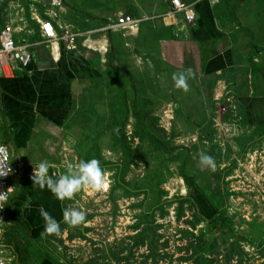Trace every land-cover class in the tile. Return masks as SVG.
Returning <instances> with one entry per match:
<instances>
[{
    "label": "crops",
    "instance_id": "0c3cea01",
    "mask_svg": "<svg viewBox=\"0 0 264 264\" xmlns=\"http://www.w3.org/2000/svg\"><path fill=\"white\" fill-rule=\"evenodd\" d=\"M53 1L31 0L23 33L12 21L4 25L18 40L28 39L32 56L28 69L0 80L2 142L13 161L24 164L11 179L5 216L9 251L15 246L26 258L22 264H54L41 260L33 243L46 234L39 209L57 221L63 211V201L32 184L33 168L47 160L49 174L58 175L81 160L108 159L128 99L133 119V107L143 100L203 126L216 112L221 118L218 109L227 102L242 109L249 127L264 132L263 1L183 0L196 4L195 26L163 0H60L61 7ZM121 16L140 24L106 30ZM44 20L60 34L48 46L37 39ZM63 31L75 36V50L61 39ZM187 69L192 75L184 91L172 75Z\"/></svg>",
    "mask_w": 264,
    "mask_h": 264
},
{
    "label": "rangeland",
    "instance_id": "374dc122",
    "mask_svg": "<svg viewBox=\"0 0 264 264\" xmlns=\"http://www.w3.org/2000/svg\"><path fill=\"white\" fill-rule=\"evenodd\" d=\"M31 3L0 0V28L12 21L19 31ZM126 103L121 136L100 161L107 187L84 186L63 200V210L84 211L85 222L71 226L61 218L59 234L33 243L39 258L54 264H264V132L249 127L242 109L227 102L218 109L222 117L216 112L207 126L180 114L172 118L167 107L143 100L138 121L131 116L134 102ZM151 137L175 150L177 161ZM201 154L214 159V169L200 163ZM184 171L193 180L187 182ZM24 251L30 257L29 248ZM12 254L13 264L26 259L15 246Z\"/></svg>",
    "mask_w": 264,
    "mask_h": 264
},
{
    "label": "built area",
    "instance_id": "2783aa9c",
    "mask_svg": "<svg viewBox=\"0 0 264 264\" xmlns=\"http://www.w3.org/2000/svg\"><path fill=\"white\" fill-rule=\"evenodd\" d=\"M164 2H170L174 14L184 18L185 22L189 26H195L198 19V12L196 4L186 3L183 0H163ZM52 6L61 7V1L54 0ZM140 24L130 16H121L115 23L107 27L106 30H127L136 28ZM64 36H61L62 40L69 42V47L72 50L76 49L75 36L71 35L69 31H63ZM40 37L44 46H48L51 43L60 39L56 27L49 20H44L40 23ZM31 45L28 39L18 40L16 38L14 30L9 26H4L0 31V80L13 79L17 73L22 70L28 69L32 56L30 52ZM24 164L15 163L8 150L3 144L1 138L0 129V264H13L14 256L9 251L7 245V224L5 220L7 206L12 194L11 179L18 176Z\"/></svg>",
    "mask_w": 264,
    "mask_h": 264
},
{
    "label": "clouds",
    "instance_id": "9594fccd",
    "mask_svg": "<svg viewBox=\"0 0 264 264\" xmlns=\"http://www.w3.org/2000/svg\"><path fill=\"white\" fill-rule=\"evenodd\" d=\"M192 75L191 69L173 73L172 79L177 88L184 91L188 90L187 79ZM200 163L212 169L215 168L214 159L206 154L200 155ZM50 163L47 160H41L31 176L32 184L40 189L47 188L55 195L58 200L70 199L74 193L81 190L84 186L93 189L107 187V176L104 169L100 166V161L96 158L81 160L77 164H69L64 173L52 175L49 174ZM2 208V206H0ZM39 214L44 221L43 233L52 235L59 234L61 231L60 221H57L43 207L39 209ZM63 222L76 226L85 222V212L75 208H65L62 212Z\"/></svg>",
    "mask_w": 264,
    "mask_h": 264
},
{
    "label": "trees",
    "instance_id": "16d2710c",
    "mask_svg": "<svg viewBox=\"0 0 264 264\" xmlns=\"http://www.w3.org/2000/svg\"><path fill=\"white\" fill-rule=\"evenodd\" d=\"M259 1H263L264 2V0H259ZM37 33H39L38 31H37ZM37 39L38 40H40V35L39 34H37ZM115 70V72H120V70L119 69H117V68H115L114 69ZM132 115H133V117H134V119H136V120H138V121H141L142 119H141V117H142V115L137 111V106L135 105L134 107H133V113H132ZM151 140H152V143H153V145H155L157 148H158V150L159 151H162V152H169L168 154H170V155H172L173 157H172V162H176L177 161V158L176 157H174L175 156V150H173V151H170V149H169V145H167V144H164V143H162V142H160V141H157L155 138H153V137H151ZM185 167V166H184ZM182 176L186 179V181L188 182V181H190V180H193L192 178H189L187 175H186V173H185V171L184 172H182Z\"/></svg>",
    "mask_w": 264,
    "mask_h": 264
}]
</instances>
